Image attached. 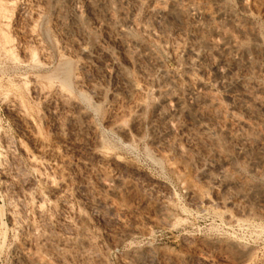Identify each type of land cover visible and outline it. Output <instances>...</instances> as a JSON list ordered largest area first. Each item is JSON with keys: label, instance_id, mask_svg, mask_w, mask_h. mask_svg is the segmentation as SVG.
Segmentation results:
<instances>
[{"label": "rangeland", "instance_id": "1", "mask_svg": "<svg viewBox=\"0 0 264 264\" xmlns=\"http://www.w3.org/2000/svg\"><path fill=\"white\" fill-rule=\"evenodd\" d=\"M0 264H264V0H0Z\"/></svg>", "mask_w": 264, "mask_h": 264}, {"label": "bare ground", "instance_id": "2", "mask_svg": "<svg viewBox=\"0 0 264 264\" xmlns=\"http://www.w3.org/2000/svg\"><path fill=\"white\" fill-rule=\"evenodd\" d=\"M172 9V8H171ZM170 9V10H171ZM174 10V9H173ZM172 10V11H173ZM198 10V9H197ZM199 12H200V10H198ZM152 12V11H151ZM172 13L173 12H166L165 11V9L163 10V9H160V10H158V11H156V12H154L153 14L156 16V17H159V18H163V19H167V18H169V17H171L172 16ZM201 13V12H200ZM199 13V14H200ZM234 47V46H233ZM98 57L99 56H97V55H92V59L94 60V61H96L97 59H98ZM68 76H69V74H66V77H65V79L63 80V85H65V86H68L69 84H68ZM70 77V76H69ZM190 185H189V187H190V189L192 190L193 189V193H196L197 194V191L193 188L194 187V185H192L191 183H189ZM198 193H200V192H198ZM199 197H200V195H199ZM203 197V196H202ZM201 199V198H200Z\"/></svg>", "mask_w": 264, "mask_h": 264}]
</instances>
